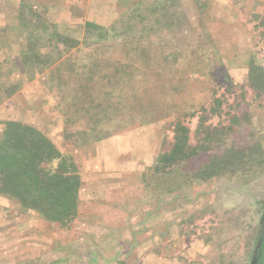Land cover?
<instances>
[{"label":"rangeland","instance_id":"obj_1","mask_svg":"<svg viewBox=\"0 0 264 264\" xmlns=\"http://www.w3.org/2000/svg\"><path fill=\"white\" fill-rule=\"evenodd\" d=\"M181 1L165 5L179 6ZM190 1L189 14L196 15L197 25L190 21L189 29L181 28L177 16L167 14V21L174 20L165 28L170 27L168 40L160 41L158 33L152 36L151 47L157 52L149 63H124V68L117 66L110 73L94 67L96 72H91V66L72 62L94 63L84 48L74 56V48L62 52L65 81L81 67L85 78H94L92 85L67 81L70 89L62 93L55 79L58 71L51 70L57 63L47 57L51 32L81 39L84 27L64 21L55 25V19L65 14L60 10L65 4L57 0H0V85L18 86L10 98H0V133L10 120L37 128L73 159L81 177L80 216L68 228L21 213L0 194V264H264V163L243 185L242 179L228 181L227 176L181 185L172 173L157 188L139 189V173L160 151L162 133L167 143L162 148H168L171 132L150 123L107 137L104 132H112L115 125L90 126L102 118H116L121 108L147 101L164 106L171 100L182 104L193 100L209 107L219 98L220 114L207 124L224 126L228 114L246 111L251 127L233 134L235 144L248 150L252 142L258 143L264 158V0ZM176 8L172 10L178 13ZM22 9L51 25L42 35L48 54L36 69L22 62L18 43ZM77 12L75 24L82 18ZM183 13L180 9V17ZM174 50L179 52L176 62L171 58L161 62ZM114 67L113 63L104 70ZM131 72L134 78L128 76ZM112 86L123 90L107 94ZM182 86L188 90L176 94ZM196 122V117L184 120L192 144ZM149 178L157 181L155 175Z\"/></svg>","mask_w":264,"mask_h":264},{"label":"trees","instance_id":"obj_2","mask_svg":"<svg viewBox=\"0 0 264 264\" xmlns=\"http://www.w3.org/2000/svg\"><path fill=\"white\" fill-rule=\"evenodd\" d=\"M18 28L22 62L27 67L30 65L36 69L40 66V59L48 54L46 52L48 43L42 40V35L45 30L50 31L51 25L38 15L25 14L22 9L19 11ZM51 35L52 50L47 57H52V63H57L51 70L58 71L55 79H58L59 91L63 93L70 89L67 81L70 84L74 82L77 86H83L85 82L89 84L91 82L92 85L94 78L84 77L87 74L86 70L82 69L84 67H81L75 76L69 75L65 77L66 81L64 80L62 68L60 69L64 65L60 61L62 52L66 53L76 48L79 43L57 33L51 32ZM26 46L28 51L25 50ZM60 46L62 50H59ZM178 54L179 52L174 50L161 62H168L167 58L176 62ZM124 72L126 71H122ZM132 73L128 76L134 78L135 73ZM223 76L228 83L227 88L230 89L232 86L230 78L227 73ZM51 79L54 80L53 77ZM17 88L18 86L10 85L3 89L0 85V98H10ZM120 89L123 90L120 86H112L107 94L117 93ZM187 90L186 86H182L177 89L176 94ZM141 93L146 94L147 90ZM168 97L172 98V95ZM147 102L138 106L132 105L129 109L121 108L116 118H102L90 124L93 127L115 125L112 132L103 131L107 137L121 129H143L150 123L161 124L164 131L171 132L172 142L168 144V148H162L167 144L166 136L162 133L164 137L160 151L139 173L141 180L139 189L151 185L157 188L160 180L169 178L172 173L181 179L178 182L181 185L206 182L224 176H227L228 181L242 179L239 185H243L252 178L251 173L261 170L264 158L260 145L252 142V146L246 150L235 144L236 136L233 138L235 132L243 134L251 127L246 111L238 116L228 114V123L224 126H212L207 122L213 116H219L222 108V100L219 98L212 99L209 107L193 100L185 101L184 104L171 100L164 106L153 101ZM194 117L197 118V122L193 130L195 143L192 144L190 129L184 124V120ZM186 166L189 167V172L185 171ZM153 175L158 182L149 178ZM80 185L81 177L76 163L70 156L61 153L40 130L19 121L10 120L4 123L3 131L0 133V194L15 203L21 213H33L47 223L68 228L80 216L77 193ZM53 263H58V260H54Z\"/></svg>","mask_w":264,"mask_h":264},{"label":"crops","instance_id":"obj_3","mask_svg":"<svg viewBox=\"0 0 264 264\" xmlns=\"http://www.w3.org/2000/svg\"><path fill=\"white\" fill-rule=\"evenodd\" d=\"M172 1L57 0L60 4H65L60 7V10H65L63 11L65 14L61 13L54 23L60 25L64 21L63 24L68 26L84 27L83 38L74 37V40L79 41L80 44L71 53L74 56L84 48L85 56L91 57L94 63L74 59L72 62L91 66V72H96L94 67H97L96 69L103 70L102 73H110L124 63L142 64L144 61L149 63L148 58L157 52L151 47L152 36L158 33L160 35L157 38L160 41L168 40L167 34L170 27L167 31L165 28L172 25L174 20L167 21V14L172 19L175 14L176 20H180L178 26H182L181 28L189 29L190 21L197 25L196 15L192 17L189 14L192 9L190 0H182L179 6H166ZM174 7H177L178 13L173 12ZM44 8L48 7L44 6ZM166 9L172 11L166 13ZM180 9L184 10L185 19H183V14L180 17ZM77 11H81L82 18L75 24ZM183 21H186L185 24ZM113 63L115 67L112 68V71L104 70L105 66Z\"/></svg>","mask_w":264,"mask_h":264},{"label":"flooded vegetation","instance_id":"obj_4","mask_svg":"<svg viewBox=\"0 0 264 264\" xmlns=\"http://www.w3.org/2000/svg\"><path fill=\"white\" fill-rule=\"evenodd\" d=\"M261 220H262V221L264 220V214H262ZM251 260H252V259H251Z\"/></svg>","mask_w":264,"mask_h":264}]
</instances>
